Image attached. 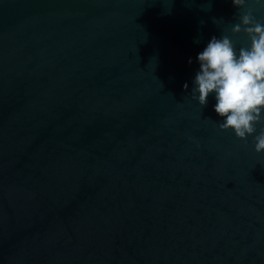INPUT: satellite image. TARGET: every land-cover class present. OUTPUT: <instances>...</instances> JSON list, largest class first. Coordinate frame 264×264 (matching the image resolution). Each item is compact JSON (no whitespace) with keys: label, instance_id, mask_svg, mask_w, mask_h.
<instances>
[{"label":"water","instance_id":"water-1","mask_svg":"<svg viewBox=\"0 0 264 264\" xmlns=\"http://www.w3.org/2000/svg\"><path fill=\"white\" fill-rule=\"evenodd\" d=\"M241 11L0 0V264H264V152L191 97Z\"/></svg>","mask_w":264,"mask_h":264},{"label":"clouds","instance_id":"clouds-1","mask_svg":"<svg viewBox=\"0 0 264 264\" xmlns=\"http://www.w3.org/2000/svg\"><path fill=\"white\" fill-rule=\"evenodd\" d=\"M231 3L234 8L243 9L239 22L231 27V36H212L198 53L199 70L191 97L202 108L209 95L214 94V111L223 120L219 130H231L245 142L252 136L254 151L259 154L264 152V20L255 13L264 8V0H231ZM241 33L247 37L248 46L237 48L232 36ZM188 63H192L191 59ZM183 88L187 89L188 84ZM257 125L260 129L255 134Z\"/></svg>","mask_w":264,"mask_h":264}]
</instances>
